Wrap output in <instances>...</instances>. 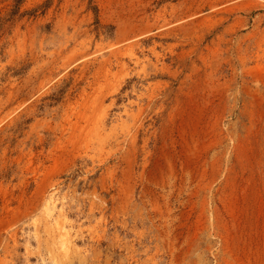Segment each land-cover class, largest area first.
Here are the masks:
<instances>
[{
	"label": "rangeland",
	"instance_id": "obj_1",
	"mask_svg": "<svg viewBox=\"0 0 264 264\" xmlns=\"http://www.w3.org/2000/svg\"><path fill=\"white\" fill-rule=\"evenodd\" d=\"M50 216L58 264H264V0H0V264Z\"/></svg>",
	"mask_w": 264,
	"mask_h": 264
},
{
	"label": "bare ground",
	"instance_id": "obj_2",
	"mask_svg": "<svg viewBox=\"0 0 264 264\" xmlns=\"http://www.w3.org/2000/svg\"><path fill=\"white\" fill-rule=\"evenodd\" d=\"M56 199L53 196L47 197L45 201L46 212H54L56 210ZM51 217V216H50ZM50 220H46L44 224V232L46 235V245L49 248L50 257L52 258V264H58L60 262V258L67 257L71 246V236L66 230L65 225L60 224L59 219L61 216L56 218L51 217ZM35 238L40 242L41 236L40 232L35 229Z\"/></svg>",
	"mask_w": 264,
	"mask_h": 264
}]
</instances>
